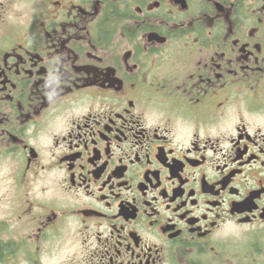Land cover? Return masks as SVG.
I'll use <instances>...</instances> for the list:
<instances>
[{"label":"flooded vegetation","instance_id":"obj_1","mask_svg":"<svg viewBox=\"0 0 264 264\" xmlns=\"http://www.w3.org/2000/svg\"><path fill=\"white\" fill-rule=\"evenodd\" d=\"M0 264H264V0H0Z\"/></svg>","mask_w":264,"mask_h":264}]
</instances>
